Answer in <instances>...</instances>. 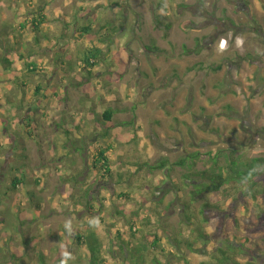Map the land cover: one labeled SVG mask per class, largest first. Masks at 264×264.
<instances>
[{
	"label": "rangeland",
	"instance_id": "obj_1",
	"mask_svg": "<svg viewBox=\"0 0 264 264\" xmlns=\"http://www.w3.org/2000/svg\"><path fill=\"white\" fill-rule=\"evenodd\" d=\"M109 108L134 125L107 131ZM104 148L112 176L92 170ZM197 152L200 171L209 153L264 159V0H0V264H91L75 235L93 233L100 264H215L225 246L199 239L214 230L204 201L185 211L173 190L191 199L189 168L142 167Z\"/></svg>",
	"mask_w": 264,
	"mask_h": 264
},
{
	"label": "trees",
	"instance_id": "obj_2",
	"mask_svg": "<svg viewBox=\"0 0 264 264\" xmlns=\"http://www.w3.org/2000/svg\"><path fill=\"white\" fill-rule=\"evenodd\" d=\"M47 18L43 10H41L37 18L33 21L32 27L35 33V40L37 44L41 43V33L43 26L46 23ZM160 24V22H158ZM166 34L170 30V25L165 27ZM91 27H82L78 33L88 35L91 33ZM146 49L153 54H166V50H163L156 46H146ZM204 50L202 45H197L194 50H190L184 47L185 55H200ZM100 52L99 50H97ZM94 56L86 57L84 60L87 66H94L95 64L91 61ZM221 66L211 68L213 72H217L221 69ZM27 69L29 73L40 72L34 64H28ZM22 87L25 84L20 83ZM40 90H38L39 92ZM230 110L231 107L227 106ZM124 110L109 108L101 116L100 122L103 123L107 131L115 130L118 128H124L125 126L134 125V121L129 123L116 121L114 117L123 113ZM33 120L27 121L26 127L31 126ZM68 134V133H67ZM107 134L103 135L106 138ZM107 150L102 149L96 155L92 163V170L97 171L107 176H112L110 169V162L106 157ZM205 156V155H204ZM200 157V154L194 153L188 157L180 159L174 164H170L168 159L159 161L154 165L145 164L142 167L148 169L149 172L154 173L174 168H189L188 174L183 175L187 181H190L194 190L190 194V200L186 201L183 197V191L186 184H174L173 190L176 191V201L180 202L185 211H191V208L195 202L204 201L200 209V215L202 221L211 223L214 226V230L211 233H199V239L221 241L225 248H218V255L215 257V264H243L239 258L248 260V264L251 262L260 261L264 257V159L263 158H251L243 159L242 157H236L235 154H207L212 160V165L206 170H197L196 160ZM206 157V156H205ZM224 161L222 162L223 158ZM20 167L17 169L20 178L15 176L13 183L10 185L11 191L16 189L27 182L26 170H21ZM24 172V174H23ZM2 179V165L0 163V181ZM249 184V191L245 186ZM260 185L263 187L259 188ZM172 190H167L164 196L170 193ZM230 193V194H229ZM8 195V193H5ZM35 192L29 191V197L32 201L35 198ZM90 194V190L87 191L86 195ZM226 198L225 207L221 204L223 202L222 195ZM125 197V196H124ZM90 206H88L89 208ZM170 207V205H169ZM254 214L256 210L261 213V218L258 219V223H254L252 218L253 214L247 215L244 212L249 211ZM91 211L92 208H89ZM0 221L4 222V212H0ZM20 213V212H19ZM3 214V215H2ZM6 215V214H5ZM7 216V215H6ZM190 218V217H188ZM18 224L24 225V222L18 219ZM17 229V228H14ZM10 233V230L7 231ZM118 235L120 233L118 232ZM75 239L79 245H87L91 252V264H100V243L98 237L93 233L89 236L75 235ZM176 242L180 243L177 239ZM188 247L193 251L201 252L200 250H194L193 243H188ZM249 246V250L246 251L245 247ZM41 255H43L41 253ZM41 258H44L43 256ZM43 260V259H42Z\"/></svg>",
	"mask_w": 264,
	"mask_h": 264
},
{
	"label": "built area",
	"instance_id": "obj_3",
	"mask_svg": "<svg viewBox=\"0 0 264 264\" xmlns=\"http://www.w3.org/2000/svg\"><path fill=\"white\" fill-rule=\"evenodd\" d=\"M226 44H227L226 40H222L221 47H222V48H225V47H226Z\"/></svg>",
	"mask_w": 264,
	"mask_h": 264
},
{
	"label": "clouds",
	"instance_id": "obj_4",
	"mask_svg": "<svg viewBox=\"0 0 264 264\" xmlns=\"http://www.w3.org/2000/svg\"><path fill=\"white\" fill-rule=\"evenodd\" d=\"M224 40H225V39H224ZM226 42H227V41H226ZM221 44H222V41H221ZM221 44H220V48H221V49H225L226 47H225V48H222V47H221ZM226 46H227V44H226Z\"/></svg>",
	"mask_w": 264,
	"mask_h": 264
}]
</instances>
